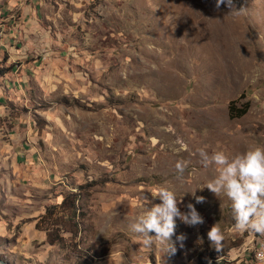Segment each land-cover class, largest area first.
Returning a JSON list of instances; mask_svg holds the SVG:
<instances>
[{
    "label": "rangeland",
    "instance_id": "374dc122",
    "mask_svg": "<svg viewBox=\"0 0 264 264\" xmlns=\"http://www.w3.org/2000/svg\"><path fill=\"white\" fill-rule=\"evenodd\" d=\"M230 11L214 0H0V264H76L72 251L91 264H197L202 254L258 264L264 235L235 231L231 202L202 187L218 173L197 151L264 147V0ZM160 187L204 220H176L174 255L130 227L160 203ZM72 192L79 234H64L62 252L44 214Z\"/></svg>",
    "mask_w": 264,
    "mask_h": 264
},
{
    "label": "clouds",
    "instance_id": "9594fccd",
    "mask_svg": "<svg viewBox=\"0 0 264 264\" xmlns=\"http://www.w3.org/2000/svg\"><path fill=\"white\" fill-rule=\"evenodd\" d=\"M221 5L232 12L234 0H214L215 9L219 10ZM177 144L179 151L187 150V145L182 140H177ZM197 151L201 165L204 168L215 166L218 173L202 187L206 186L218 197L221 194L226 196L231 202L235 231L241 234L248 232L264 235V147H251L231 158L219 150L211 154L205 148ZM186 168L187 163L175 164L176 174L179 176L183 175ZM190 192L197 204L204 202V197L196 196L195 191ZM153 197H158L160 203L152 205L143 215L138 216L130 225L131 231L145 237V246L153 243V236L149 233H155L156 240L166 245L165 253L174 255L177 248L171 241L175 235L176 220L194 227L204 223L203 217L192 203L187 205V212H182L177 206L175 192L168 188H158ZM207 236L211 245L219 252L224 240L221 229L214 224ZM185 239L183 234L176 236L181 248Z\"/></svg>",
    "mask_w": 264,
    "mask_h": 264
},
{
    "label": "trees",
    "instance_id": "16d2710c",
    "mask_svg": "<svg viewBox=\"0 0 264 264\" xmlns=\"http://www.w3.org/2000/svg\"><path fill=\"white\" fill-rule=\"evenodd\" d=\"M14 65V64H11ZM5 70H1V74H5ZM250 107V102H246L245 106L237 107L235 106V102L230 105V114L232 117H239L247 113ZM79 195L72 192L65 196L61 202L56 204L57 208L48 209L47 213L44 214V218H47L45 221L49 223L50 231L47 233L48 243L51 246L58 247L62 252L64 249L58 244V242L68 241L64 234L68 233L73 238L74 236H78L79 234V222L76 220L80 215L79 206L77 205V199ZM61 211V215H60ZM54 217V219H51ZM44 222V221H43ZM73 254H66V257H77L78 262L76 264H91L93 260V255H88L87 253L75 252L72 251ZM67 258V259H68ZM197 264H231L225 259H218L217 257H207L202 254L199 258V262Z\"/></svg>",
    "mask_w": 264,
    "mask_h": 264
},
{
    "label": "built area",
    "instance_id": "2783aa9c",
    "mask_svg": "<svg viewBox=\"0 0 264 264\" xmlns=\"http://www.w3.org/2000/svg\"><path fill=\"white\" fill-rule=\"evenodd\" d=\"M258 264H264V238L259 241V248L256 251Z\"/></svg>",
    "mask_w": 264,
    "mask_h": 264
}]
</instances>
